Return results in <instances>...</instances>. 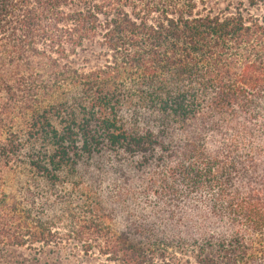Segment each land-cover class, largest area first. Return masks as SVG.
<instances>
[{
  "label": "trees",
  "instance_id": "obj_1",
  "mask_svg": "<svg viewBox=\"0 0 264 264\" xmlns=\"http://www.w3.org/2000/svg\"><path fill=\"white\" fill-rule=\"evenodd\" d=\"M207 3L0 0V175L63 203L35 220L0 194V243L264 264V15Z\"/></svg>",
  "mask_w": 264,
  "mask_h": 264
},
{
  "label": "rangeland",
  "instance_id": "obj_2",
  "mask_svg": "<svg viewBox=\"0 0 264 264\" xmlns=\"http://www.w3.org/2000/svg\"><path fill=\"white\" fill-rule=\"evenodd\" d=\"M208 8H212L214 12L220 10H226L231 12L238 11L239 8L245 14L250 13L252 15H264V3H261L255 7H250L246 0H207ZM94 58V57H93ZM91 59L89 63H85L82 60H77L76 67L83 70L88 68H93L98 66L100 62ZM42 77L46 78L45 74ZM47 79V78H46ZM17 115L19 116L23 110L22 108L16 107ZM18 120V117L15 118ZM31 178L30 176H24L22 171L16 174L7 173L4 171L3 175H0V194L14 195L20 202L19 206L21 211L24 210L27 213H31L32 218L39 219L41 216L45 218L51 215V208L62 209L63 203L56 199L57 195L61 196L59 189L51 192H46L43 189H37L34 187V181L31 179L30 184H27V180ZM116 181V178L113 177ZM114 183L109 182L107 179L102 180L99 186H102L106 192L114 190ZM142 183L140 184V186ZM28 187H31L28 189ZM35 192L37 194L36 201H30L27 203L28 190ZM143 187L138 189V192L134 194V198L126 199L123 208H116L114 210L109 209L108 211L112 213L116 220H121L126 218L130 214H135V208L138 206V202L141 201L143 196ZM115 192V191H114ZM55 205V207H54ZM74 211H80L78 207L73 205ZM28 210V211H27ZM61 226V225H60ZM62 228V227H60ZM64 237L65 230H60ZM82 243L74 239H61L57 243H52L50 245H25V246H15L7 243H0V264H115L108 259V257L97 248H93L90 252H85L82 247ZM177 249L171 248L165 250L162 253L151 254L154 258V263L152 264H194L193 259L190 258V254H183L181 252L175 251ZM149 264V263H148Z\"/></svg>",
  "mask_w": 264,
  "mask_h": 264
}]
</instances>
